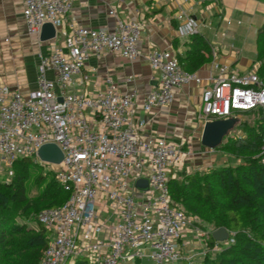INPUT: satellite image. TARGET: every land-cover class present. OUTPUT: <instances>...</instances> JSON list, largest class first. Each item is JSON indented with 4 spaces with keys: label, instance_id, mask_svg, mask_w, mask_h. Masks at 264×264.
Instances as JSON below:
<instances>
[{
    "label": "built area",
    "instance_id": "obj_1",
    "mask_svg": "<svg viewBox=\"0 0 264 264\" xmlns=\"http://www.w3.org/2000/svg\"><path fill=\"white\" fill-rule=\"evenodd\" d=\"M23 2L28 33L39 35L51 22L58 38L74 0ZM109 13L117 15L114 9ZM178 18L183 21L178 31L184 37L199 33L206 23L185 10ZM143 27L136 18H118L113 28L74 27L49 54H40L37 86L27 93L0 78V158L9 165L23 156L47 163L38 154L47 143H56L63 152L61 163L53 165L70 195L39 214L50 231L40 264H65L79 256H85L88 264H123L146 257L155 264L181 260L180 244L192 224L173 201L170 180L191 152L164 136L144 138L149 114L172 103L174 89L188 84L202 86L198 116L203 128L214 119L236 118L257 109L264 113L260 63L246 73L233 71L231 64L217 59L218 47L212 60L217 75L207 77L212 85H204L206 78L198 71L186 70L173 48L149 50L146 58L160 77L145 95L139 116L135 94L121 92L112 79L93 93L73 89L76 82L90 80L85 68L94 55L113 52L137 59ZM261 157L264 165V138ZM139 179L148 180V189L137 187ZM108 207L117 220L102 238L106 225L99 217ZM234 241V234H229L227 243Z\"/></svg>",
    "mask_w": 264,
    "mask_h": 264
},
{
    "label": "crops",
    "instance_id": "obj_2",
    "mask_svg": "<svg viewBox=\"0 0 264 264\" xmlns=\"http://www.w3.org/2000/svg\"><path fill=\"white\" fill-rule=\"evenodd\" d=\"M111 9L116 11V16L110 15ZM23 10V0H0V78L19 87L24 93L37 86L40 54H49L53 45L61 43L64 35L74 27L113 28L118 18H136L142 22L144 27L140 41L141 55L135 60L113 52L94 55L85 68L90 74V80L76 82L73 89L93 93L106 86L108 79H112L121 92L135 94L138 116L142 114L145 95L157 85L160 77V71L152 68L147 60V52L153 48H173L182 56L191 41L192 35L184 37L178 31L183 22L178 18L182 10L206 22L200 26L199 34L209 42L212 57L196 70L206 78L204 85H212L213 81L207 77L211 74L214 77L217 75V71L212 70L215 47H218L217 59L231 64L233 71L246 73L260 63L258 58L255 61L238 53L232 45L233 41L207 37L202 29L212 28V19H220V27L223 23L229 25L236 12L245 13L251 24L261 16L262 24L264 0H74L66 20L59 27L60 36L45 42L40 40V34L28 33ZM237 36L238 33L233 38ZM174 92L175 99L172 103L156 107L149 114V122L143 129L142 136H164L181 144L185 151L191 152L190 157L174 170L173 175L177 179L194 170L224 165L225 161L222 164L217 163L219 150L202 142L204 128L198 116L202 86L183 85L175 88ZM99 220L106 225V230L100 236L104 238L108 228L117 220V214L108 207L101 212ZM189 229L187 234L194 233L197 236L195 227L191 225ZM131 263L133 262L129 264Z\"/></svg>",
    "mask_w": 264,
    "mask_h": 264
},
{
    "label": "trees",
    "instance_id": "obj_3",
    "mask_svg": "<svg viewBox=\"0 0 264 264\" xmlns=\"http://www.w3.org/2000/svg\"><path fill=\"white\" fill-rule=\"evenodd\" d=\"M256 42L260 61L257 73L264 80V22L257 30ZM211 57L209 42L196 33L179 59L186 70L196 71ZM245 114L257 116L253 124L244 123L245 136L232 137L219 147L239 160L236 166L220 165L206 172L194 170L181 179L170 180L172 199L178 207L186 208L185 213L196 215L204 224H214V230L226 227L235 233V241L226 244L215 240L211 231L207 242L218 244L220 250L205 254L195 264H264V165L261 160L264 113L257 109ZM33 158L16 159L12 180L0 181V264L10 256L18 257L25 252H30L25 264H40L50 231L39 219L35 220L36 226H30L32 215L44 207L61 205L70 195L57 174L47 172L54 173L49 174L51 178L43 174ZM34 176L41 188L37 194L30 195V180ZM248 230L253 234H248ZM16 259L14 264H23V260ZM65 264H88V260L79 256ZM131 264H141V260Z\"/></svg>",
    "mask_w": 264,
    "mask_h": 264
},
{
    "label": "rangeland",
    "instance_id": "obj_4",
    "mask_svg": "<svg viewBox=\"0 0 264 264\" xmlns=\"http://www.w3.org/2000/svg\"><path fill=\"white\" fill-rule=\"evenodd\" d=\"M261 19H262L261 16H259L255 20V22L251 24L249 23V18H247V15L245 13L236 12L232 16V20L229 23V25H227V23H223V25L220 27L221 25L220 19H214V20L212 19L213 22L212 21L210 22L212 28L205 27L202 29V32L207 37L210 38L216 37V39L219 40L233 41L232 45L238 53L246 56L249 59H254L256 61L257 60L256 38H257V30L261 26ZM236 33H238V36L236 38H233V36H235ZM256 117H257L256 115L244 114L236 118H228L229 120L226 119L227 121L225 124H223V122L220 121L225 119L212 120V121H218L216 123H213L217 130L225 129V132L223 133L221 140L217 144L213 145L216 150H219L217 151L219 153L217 163L222 164L224 163L223 161H225L224 165H231V166H236L239 163V160L234 155L219 147L222 144L226 143L228 139L232 137L235 138L239 136H245L244 123L253 124L255 122ZM33 159L34 162L38 164V168L40 169V172H43V174L46 175L51 174V176H53L54 173L53 174L47 173L51 171L57 174L55 165L49 163H43L39 160H36L35 158ZM209 169L210 168L198 169V170H201L202 172H206ZM13 174H14L13 164L9 165L0 158V181L10 182L12 180ZM30 182L31 183H30L29 193L30 195H35L37 194V192H39V188H41V186L40 185L38 186V181L36 179V176L32 177ZM45 209H47V207H44L41 210H38L36 213H33L32 219L29 222L30 226H36L35 220L39 219L40 212H42ZM182 209L187 212L185 207L182 206ZM186 214L190 217L191 224L193 227H195L197 236L194 233L187 234L186 238L180 244L183 251V258L174 264H188V263L195 264L204 258L205 255L203 251H207L206 254H214L215 252L220 250V247L216 248V245H209L207 242L208 239L207 235L211 231H214L215 225L204 224V221L198 218L196 215H193L191 213H186ZM229 232L230 234H234V238H235V233H231V231ZM248 232H250L248 234H253L250 230H248ZM223 242L227 244V239L224 240ZM191 256L193 258L189 260ZM29 257H30V252H25L21 256L18 257L10 256L9 258L4 259L2 264H14L17 260L16 258H20L21 260H23L22 263L25 264V262L28 261ZM129 263H123V264H129ZM141 264H155V263L151 261V259L146 257L141 261Z\"/></svg>",
    "mask_w": 264,
    "mask_h": 264
},
{
    "label": "water",
    "instance_id": "obj_5",
    "mask_svg": "<svg viewBox=\"0 0 264 264\" xmlns=\"http://www.w3.org/2000/svg\"><path fill=\"white\" fill-rule=\"evenodd\" d=\"M56 33H57V29L54 26V24L51 22H46L40 31L39 37H40V40L43 42L50 41L56 38ZM220 121L223 122V124H225L227 120L225 119V120H220ZM216 122L218 121L207 122L206 125L204 126L203 134H202L203 143L208 144V145H214V144H217L221 140L222 135L225 132V129L217 130L215 125L213 124ZM38 154L41 160L47 163L59 164L61 163L63 159V152L56 143L44 144L39 149ZM136 184H137V187H139L140 189H148L149 187V183L147 179H139ZM213 237L217 241H224L228 239L229 231L226 227H220L219 229L214 230Z\"/></svg>",
    "mask_w": 264,
    "mask_h": 264
}]
</instances>
